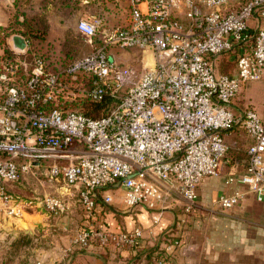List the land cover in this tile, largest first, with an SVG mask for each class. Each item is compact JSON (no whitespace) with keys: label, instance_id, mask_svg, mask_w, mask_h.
Returning <instances> with one entry per match:
<instances>
[{"label":"built area","instance_id":"2783aa9c","mask_svg":"<svg viewBox=\"0 0 264 264\" xmlns=\"http://www.w3.org/2000/svg\"><path fill=\"white\" fill-rule=\"evenodd\" d=\"M128 1L126 28L106 32L99 17L78 22L77 31L92 50L57 73L47 69L29 41L7 55L0 49V222L33 209L65 212L60 196L24 201L6 191L47 162L50 180L60 189L78 190L85 222L72 244L132 248L143 229L108 231L96 216L101 190L121 189L125 208L158 214L182 200L189 214L201 183L223 174L230 151L225 135L235 129L249 139L246 170L227 184L264 201V113L247 107L237 115L232 109L248 85L264 81V0H244L237 8L229 0ZM112 47L152 59L129 88ZM221 58L231 73L219 66ZM80 97L111 101L108 114L94 118L73 109ZM244 198L234 191L218 204L228 210ZM179 245L173 241L167 249Z\"/></svg>","mask_w":264,"mask_h":264},{"label":"crops","instance_id":"0c3cea01","mask_svg":"<svg viewBox=\"0 0 264 264\" xmlns=\"http://www.w3.org/2000/svg\"><path fill=\"white\" fill-rule=\"evenodd\" d=\"M242 1L229 0L230 7L237 8ZM89 16L96 17L91 13ZM251 25L254 26V21ZM247 107L264 113V81L248 85L232 105L237 115ZM226 141L230 151L223 174L201 183L199 201L189 214H185L182 200L174 201L158 214L142 207L125 208L121 189L101 190L96 216L108 231L126 233L136 227L143 229V238L132 248L119 250L98 244L81 248L72 244L85 222L77 189H50L54 194L44 191V196H60L64 200L63 214L33 209L20 218L2 220L0 231L8 238H3L2 247L7 249L6 246L27 236L19 248L20 264H36L38 260L54 257L64 258V264H153L159 258H166L168 264H264V201H257L245 187L227 184L229 177L245 173L249 139L235 129L226 136ZM234 191L245 193L244 200L232 209H222L219 198ZM108 196L112 198L109 204L104 202ZM173 241L180 245L169 251L167 248Z\"/></svg>","mask_w":264,"mask_h":264},{"label":"rangeland","instance_id":"374dc122","mask_svg":"<svg viewBox=\"0 0 264 264\" xmlns=\"http://www.w3.org/2000/svg\"><path fill=\"white\" fill-rule=\"evenodd\" d=\"M50 1L51 0H32V2H29V0H0V26L3 28H19V24L25 19V17H22V14H25L26 18H33V26L36 27L35 30L49 28L47 42L44 47L53 62L57 64H66L69 61L67 60L68 52H76V58L88 54L92 50V47L85 43L84 39L77 31L78 22L84 19V15L80 17L81 13L78 12V10L75 12L72 10L71 7L74 0H59L56 4L58 10L51 7V9H49L50 12L45 14L41 7L44 3L48 4ZM20 28H22V26ZM108 29L111 30L110 27H108ZM14 33L15 35L9 37L7 42L9 43V47L20 49L23 46L22 40L16 38L18 32ZM112 54L115 56V62L118 67L122 70L127 69L129 71L130 82L127 87L133 86L146 70L147 65L152 64L151 57L137 50H130V52L128 51L127 53V51L118 49V51H113ZM222 60L223 58L219 60V66L223 67L225 64ZM228 72L231 73L232 70L229 69ZM72 108L81 112H90L91 105L87 100L80 97L78 101L72 105ZM73 150H75V147L70 148L69 151ZM49 166L50 163L46 162L40 168L33 169L28 174L23 175L18 182L9 185L8 189H6L7 193L14 197H19L20 200L24 201L32 197L43 199L45 190L50 194H54L51 193L52 190L50 189H60L61 185L50 180ZM3 238L8 239L6 236ZM21 244L22 243H19L18 246L21 247ZM2 245L5 246L0 243V248L4 249V252H0L2 255L0 257V264H20L21 261L17 257L20 253L19 247L16 246L15 249H13L11 245L6 246V249L2 247Z\"/></svg>","mask_w":264,"mask_h":264},{"label":"trees","instance_id":"16d2710c","mask_svg":"<svg viewBox=\"0 0 264 264\" xmlns=\"http://www.w3.org/2000/svg\"><path fill=\"white\" fill-rule=\"evenodd\" d=\"M59 0H51L50 3H44L43 6L41 7L45 14L49 13V9L51 7H54L55 9L58 10V7L56 6L57 2ZM85 1V2H84ZM29 2H32V0H29ZM129 1L128 0H74L72 3V10L75 12L78 10V12L81 13L80 17L83 15H86V19H90L89 14L91 13L92 15H95L96 17H99L103 20V27L107 32H113L116 29H122L126 28L128 26V16H129ZM79 6V7H78ZM50 7V8H49ZM86 13V14H85ZM89 13V14H87ZM22 17H25L21 24L19 26L22 28L18 27H7L3 28L0 26V49H3L5 54L7 55L8 53L11 52V46L9 47V43L7 42V39L13 35H15L14 32H18V35H16V38H20L22 41H29L31 49L33 52L36 53V55L42 59L46 66L47 69L51 72L57 73L64 69L67 65H69L72 61H74L76 58V52H68L67 53V60H69L66 64H57L53 62L45 50V43L47 42V34L49 31V28L47 29H37L35 30L36 27L33 26L34 20L26 18L25 14H22ZM46 17V16H45ZM40 25V23H39ZM110 27L111 30L108 29ZM22 33V34H21ZM40 41V42H39ZM118 47H112L111 51H118ZM123 51H128L133 49H121ZM113 58L115 57L112 54ZM115 60V58H114ZM224 67V66H223ZM223 71H226V68L224 67ZM0 68H2V63L0 62ZM126 74L129 76L128 83L130 82V74L127 69L123 70ZM128 85V84H127ZM131 86H128V88ZM111 101H106V102H101V103H90L91 105V110L90 112H81L87 116H91L94 118H99L103 117L108 114V106L111 104ZM241 130V129H240ZM233 130H230L226 133V136ZM242 131V130H241ZM243 132V131H242ZM28 238L27 236H23L20 240L15 242L12 245V248L15 249L16 246L19 245V243H22L21 246L23 245V242L25 241L24 239ZM21 248L20 246H18Z\"/></svg>","mask_w":264,"mask_h":264}]
</instances>
